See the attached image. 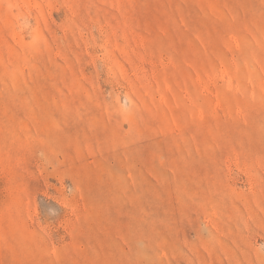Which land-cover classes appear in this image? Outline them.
Returning <instances> with one entry per match:
<instances>
[{
  "label": "rangeland",
  "instance_id": "obj_1",
  "mask_svg": "<svg viewBox=\"0 0 264 264\" xmlns=\"http://www.w3.org/2000/svg\"><path fill=\"white\" fill-rule=\"evenodd\" d=\"M0 264H264V0H0Z\"/></svg>",
  "mask_w": 264,
  "mask_h": 264
}]
</instances>
